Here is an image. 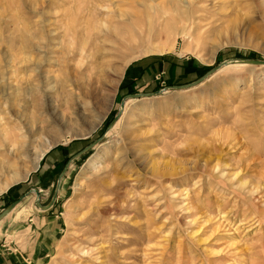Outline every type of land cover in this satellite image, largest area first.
Returning <instances> with one entry per match:
<instances>
[{"label":"rangeland","instance_id":"obj_1","mask_svg":"<svg viewBox=\"0 0 264 264\" xmlns=\"http://www.w3.org/2000/svg\"><path fill=\"white\" fill-rule=\"evenodd\" d=\"M147 14L151 33L118 36ZM247 57L264 0H0V211L19 199L1 241L30 233L39 264H264V63L230 61ZM142 60L178 70L127 83Z\"/></svg>","mask_w":264,"mask_h":264},{"label":"crops","instance_id":"obj_2","mask_svg":"<svg viewBox=\"0 0 264 264\" xmlns=\"http://www.w3.org/2000/svg\"><path fill=\"white\" fill-rule=\"evenodd\" d=\"M154 68V70H153ZM178 66L174 65H155L150 61L142 60L135 61L126 71V82L134 83L148 73L162 72L170 74L177 73ZM161 69V70H160ZM153 73V74H154ZM54 204V201H52ZM39 220V217L37 218ZM9 236V235H8ZM31 234L23 232L18 236L10 235L7 239L4 238L2 242L0 239V264H39L40 257L38 253L34 252L35 248ZM8 240V241H6Z\"/></svg>","mask_w":264,"mask_h":264},{"label":"bare ground","instance_id":"obj_3","mask_svg":"<svg viewBox=\"0 0 264 264\" xmlns=\"http://www.w3.org/2000/svg\"><path fill=\"white\" fill-rule=\"evenodd\" d=\"M143 16V15H142ZM147 22V26L145 27V31L144 32H146V33H151L150 31H151V25H152V23H154L153 22V19L150 17V15H148L147 14V16L143 19L142 17H140V16H137V17H129V18H127L126 19V22H125V24L122 26V25H119L117 28L119 29V32L121 33L120 35H118V36H122V34H125V35H127L128 33H130V35H132L133 33H135L136 34V32H140L141 30H143L142 28H141V25L143 24V22ZM155 21V20H154ZM152 26H154V25H152ZM116 28V29H117ZM115 29V28H114ZM115 32H117V30H115ZM118 32V33H119ZM142 32V31H141ZM108 34V33H107ZM147 34V35H148ZM136 36H137V34H136ZM121 38V37H120ZM135 38V37H134ZM122 39H123V36H122ZM126 39V36L124 37V39L123 40H125ZM100 205V204H99ZM97 206L96 204H95V206H97V207H93V206H90V210H92L94 213H95V215L96 216H99L100 217V209H99V207L100 206ZM102 207V206H101ZM103 209V208H102ZM103 212V211H102ZM88 216V215H87ZM95 216V217H96ZM90 219H91V217H89ZM93 218V217H92ZM85 219H87V218H85ZM88 220V219H87ZM91 221V220H90ZM100 221H98V219L97 220H95V221H92L91 223H89V225L90 226H87V227H89L87 230H85L84 229V233H82V234H84V236H82L81 234V236H82V238H81V236H80V238H78L77 237V242H78V240H80V243L81 244H79L78 246H77V250H79L81 253H83L84 251L85 252H87V253H90V251L92 250V249H94V247L93 246H96L97 244H98V241H99V237L97 236V237H95L96 235H98L99 234V231L101 230V228L103 229L105 226H104V224H102V223H99ZM87 225V224H86ZM81 230H83V229H81ZM80 232V231H79ZM82 232V231H81ZM80 232V233H81ZM79 243V242H78ZM77 245V244H76ZM76 250V251H77ZM93 251V250H92ZM79 252V253H80Z\"/></svg>","mask_w":264,"mask_h":264},{"label":"water","instance_id":"obj_4","mask_svg":"<svg viewBox=\"0 0 264 264\" xmlns=\"http://www.w3.org/2000/svg\"><path fill=\"white\" fill-rule=\"evenodd\" d=\"M230 61L232 62H241V63H247V62H252V63H264L263 59L260 58H254V57H247V58H234V59H230ZM229 61V62H230ZM59 182H57L56 186L57 188L59 187L58 185ZM37 198L39 197V189L38 188H34L33 189ZM55 194L52 196V198L49 200V204L47 205H43V207L48 208L53 202V198H54ZM19 199H15L14 201H12L4 210L0 211V217H2L3 215H5L7 212H9L12 208H14L16 202Z\"/></svg>","mask_w":264,"mask_h":264}]
</instances>
